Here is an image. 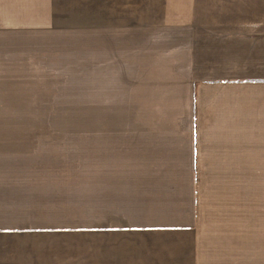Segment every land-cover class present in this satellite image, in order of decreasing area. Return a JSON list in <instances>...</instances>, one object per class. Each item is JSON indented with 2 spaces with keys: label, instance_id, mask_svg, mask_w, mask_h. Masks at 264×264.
<instances>
[{
  "label": "crops",
  "instance_id": "0c3cea01",
  "mask_svg": "<svg viewBox=\"0 0 264 264\" xmlns=\"http://www.w3.org/2000/svg\"><path fill=\"white\" fill-rule=\"evenodd\" d=\"M47 3L97 131L0 133V264H264V0Z\"/></svg>",
  "mask_w": 264,
  "mask_h": 264
},
{
  "label": "rangeland",
  "instance_id": "374dc122",
  "mask_svg": "<svg viewBox=\"0 0 264 264\" xmlns=\"http://www.w3.org/2000/svg\"><path fill=\"white\" fill-rule=\"evenodd\" d=\"M48 17L47 0H0V133L97 131L91 79L67 66L79 60L49 55L72 33L51 31Z\"/></svg>",
  "mask_w": 264,
  "mask_h": 264
}]
</instances>
